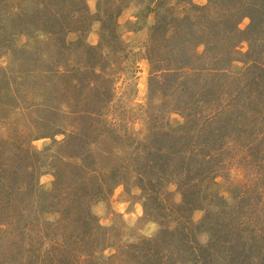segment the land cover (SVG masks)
I'll return each mask as SVG.
<instances>
[{
    "label": "rangeland",
    "instance_id": "obj_1",
    "mask_svg": "<svg viewBox=\"0 0 264 264\" xmlns=\"http://www.w3.org/2000/svg\"><path fill=\"white\" fill-rule=\"evenodd\" d=\"M155 1L0 0V72L23 88L18 98L0 94V142L11 150L15 132L33 126L27 144L38 152L39 188L31 196L44 210L33 212L30 232L20 225L12 235L0 220V264H31L21 259L22 244L41 249L47 264H76L60 250L49 255L34 234L60 217L44 192L53 194L56 148L71 132L94 141L99 164L116 169L101 170L103 195L88 208L98 227L69 222L66 213L57 228L77 239L84 230L76 245L91 246L89 264H264V28L254 33L242 17L229 60L227 45L208 56L200 43L195 63L204 70L163 79L146 58ZM188 3L175 10L190 12ZM56 62L62 73L54 79L67 90L35 91L24 71Z\"/></svg>",
    "mask_w": 264,
    "mask_h": 264
},
{
    "label": "trees",
    "instance_id": "obj_2",
    "mask_svg": "<svg viewBox=\"0 0 264 264\" xmlns=\"http://www.w3.org/2000/svg\"><path fill=\"white\" fill-rule=\"evenodd\" d=\"M182 2L188 3L185 0H156L154 2L155 23L149 32L146 58L149 60L151 68L154 69L152 75L163 76V79L186 77L190 75V72L196 75L198 71L204 70L205 67H199L195 63L201 58L196 50L197 45L200 43L205 44V54H208V56L212 53V50L219 49L222 44L227 45V53L224 56L229 60L231 55L229 47L232 48L235 41L238 40L237 35L242 34L237 27L242 17L250 18L249 30H255L254 33H258L264 28V0H207L206 4L202 6L188 3L189 14L185 13V10H175L177 6L182 5ZM181 12L183 13L182 16L180 15ZM204 17L206 18L205 22ZM197 20L205 24L198 25ZM222 37L227 39L223 41V39H220ZM231 38L234 39L233 44L228 42ZM248 40L252 41L251 38H248ZM215 59H218L217 56ZM83 62H85L84 59L75 60L72 64V71L80 74ZM216 62L218 61L216 60ZM34 65L27 68L24 74L28 73L31 79L34 78L31 87L34 86L35 91L39 90L52 94L67 90L63 86L65 81L54 79L55 76L59 78L62 73L60 62L49 64L43 68L40 65ZM21 71V69L18 70L19 73L23 74ZM0 74L5 79H0V94L8 93V95L18 98L16 92L23 89L22 86L17 84L15 89L11 81L7 80L5 72H0ZM22 74L18 78L23 77ZM79 82L80 80L77 78L74 79L73 88H79L83 85V82H80V84ZM26 94L29 93L26 92ZM62 101L64 102V100ZM65 101H67L66 98ZM37 105L34 102L30 103L28 107L32 108ZM54 111H59V108ZM29 129L15 132V143L12 144V146H15L11 150L7 148L5 139H1L0 142V188L8 189L3 191L1 196L0 220L11 226L12 235L16 231L19 232L17 226L20 225L24 227L23 233L30 232V229L34 227H29L30 223L35 220L33 212L44 211L37 203L38 200L36 202V196H31L32 194L36 195L35 191L39 188L38 184L33 183L38 165V161L35 159L38 152L27 144L31 137L36 135L32 132L33 126ZM81 140L84 139L83 136L80 137V133L71 132L65 142L57 146L58 153L53 160V162L58 163V166L56 164L53 166L55 177L52 183L54 189H51L53 194L50 195L49 190L44 193L47 194L46 199L48 200L45 201L48 203V210L56 211L60 217L57 223L43 220L45 230L41 232L35 230L34 234L42 238V243L49 248L47 250L49 255H52V251L57 249L63 255L67 253L65 256L72 263L89 264L88 262L94 261L93 255H95L92 253L91 246L84 244L88 252L91 251L87 253L86 249L80 247L81 245H76V242L81 244L84 240V230L79 232L80 238L77 239L75 234H72L73 232L70 231L69 233L67 230H57V228L66 213L69 216L66 217L65 215V219L69 218V222L77 219L84 222L83 225L88 228H97L98 226H96L93 215H91L88 208L91 201H95L103 195L104 182L99 180L101 170L104 169L107 170V174H113L116 169L108 168L106 163L99 164L98 159L94 156V150H92L94 141L85 139L82 143ZM61 148H66V150L61 151ZM6 155L8 157H5ZM20 172L23 174H20ZM65 202L68 204L67 207L63 210H55L58 205L60 207L63 204L65 205ZM53 203L54 205H52ZM63 226L65 227V225ZM69 238L75 243L73 247L66 245V239ZM34 247L32 246L31 249L30 244H22L20 246L21 259L24 261L27 259L31 264H45L43 257L37 253L41 249ZM84 252L87 254H83ZM64 260L61 259L63 262Z\"/></svg>",
    "mask_w": 264,
    "mask_h": 264
}]
</instances>
